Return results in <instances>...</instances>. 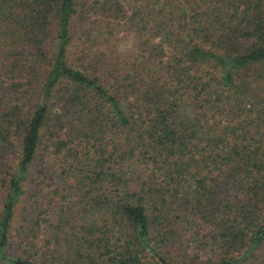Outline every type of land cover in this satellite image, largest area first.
Instances as JSON below:
<instances>
[{"label": "trees", "instance_id": "trees-1", "mask_svg": "<svg viewBox=\"0 0 264 264\" xmlns=\"http://www.w3.org/2000/svg\"><path fill=\"white\" fill-rule=\"evenodd\" d=\"M0 264H264V0H0Z\"/></svg>", "mask_w": 264, "mask_h": 264}, {"label": "rangeland", "instance_id": "rangeland-1", "mask_svg": "<svg viewBox=\"0 0 264 264\" xmlns=\"http://www.w3.org/2000/svg\"><path fill=\"white\" fill-rule=\"evenodd\" d=\"M53 182H54V180H53Z\"/></svg>", "mask_w": 264, "mask_h": 264}]
</instances>
